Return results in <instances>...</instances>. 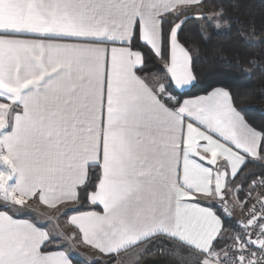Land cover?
<instances>
[{"label": "snow or ice", "instance_id": "6c2138e0", "mask_svg": "<svg viewBox=\"0 0 264 264\" xmlns=\"http://www.w3.org/2000/svg\"><path fill=\"white\" fill-rule=\"evenodd\" d=\"M203 4L0 0V264H264V123L223 82L186 98Z\"/></svg>", "mask_w": 264, "mask_h": 264}, {"label": "trees", "instance_id": "16d2710c", "mask_svg": "<svg viewBox=\"0 0 264 264\" xmlns=\"http://www.w3.org/2000/svg\"><path fill=\"white\" fill-rule=\"evenodd\" d=\"M222 8L225 16L218 34L213 35L208 44L200 41L195 23H189L184 34L190 41L197 73V87L192 88L186 98L204 95L212 83L223 82L235 95L245 97L241 106L248 109V117L255 124L264 123V0H204L203 8L189 10L193 14L203 10L210 15L215 9ZM245 24L253 25L254 36L251 44L241 43L236 35V28ZM231 28V30H229ZM227 55V64L216 59L218 53ZM253 62L251 68L246 67L245 76L232 66L237 62ZM156 65L149 55L148 67ZM152 256L145 258L144 264H151ZM74 264H83L80 258H74Z\"/></svg>", "mask_w": 264, "mask_h": 264}, {"label": "crops", "instance_id": "0c3cea01", "mask_svg": "<svg viewBox=\"0 0 264 264\" xmlns=\"http://www.w3.org/2000/svg\"><path fill=\"white\" fill-rule=\"evenodd\" d=\"M197 8H199V6H191L190 8H189V10H193V9H197ZM192 98H194V97H192ZM257 171L259 170V169H256ZM37 205H39L38 203H36ZM39 206H41L42 208H44V206L43 205H39ZM45 209V208H44ZM51 211V210H50ZM32 209H29L28 210V215H30L31 217H33V218H35L34 216H33V214H32ZM239 217V214H237L235 217H234V219H236L237 220V218ZM240 218V217H239ZM98 257V254L97 253H95V251L94 250H91L88 246H86V245H78V246H76L75 247V250H74V254H73V260H74V258H80L81 260H82V263L83 264H85V258H88V259H91L92 257Z\"/></svg>", "mask_w": 264, "mask_h": 264}, {"label": "rangeland", "instance_id": "374dc122", "mask_svg": "<svg viewBox=\"0 0 264 264\" xmlns=\"http://www.w3.org/2000/svg\"><path fill=\"white\" fill-rule=\"evenodd\" d=\"M32 214H33V216L36 218V219H38L40 222H44V218L42 217V216H40L39 214L40 213H42V212H44V211H50V210H47V209H44V208H42L41 206H39V205H37L36 203H34L33 205H32ZM57 211H59V210H57ZM238 219H240L239 217L237 218V220ZM54 223V222H53ZM64 223V221L62 220L61 221V224H63ZM50 227H51V225H50Z\"/></svg>", "mask_w": 264, "mask_h": 264}]
</instances>
